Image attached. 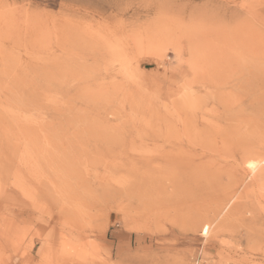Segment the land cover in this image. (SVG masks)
I'll list each match as a JSON object with an SVG mask.
<instances>
[{"label":"rangeland","instance_id":"obj_1","mask_svg":"<svg viewBox=\"0 0 264 264\" xmlns=\"http://www.w3.org/2000/svg\"><path fill=\"white\" fill-rule=\"evenodd\" d=\"M0 264H264V0H0Z\"/></svg>","mask_w":264,"mask_h":264},{"label":"bare ground","instance_id":"obj_2","mask_svg":"<svg viewBox=\"0 0 264 264\" xmlns=\"http://www.w3.org/2000/svg\"><path fill=\"white\" fill-rule=\"evenodd\" d=\"M188 108H189V107H188ZM178 114H179V113H178ZM182 126H183V125H182ZM249 166H250L251 169H254V168L256 169V167H255V163H254V162H253V163L251 162V163L249 164ZM205 233H206V231H205Z\"/></svg>","mask_w":264,"mask_h":264}]
</instances>
